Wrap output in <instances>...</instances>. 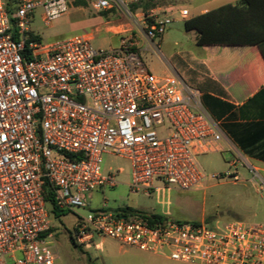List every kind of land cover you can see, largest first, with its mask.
<instances>
[{
  "label": "built area",
  "instance_id": "1",
  "mask_svg": "<svg viewBox=\"0 0 264 264\" xmlns=\"http://www.w3.org/2000/svg\"><path fill=\"white\" fill-rule=\"evenodd\" d=\"M75 1L0 0V264L58 259L45 186L59 209L74 214L73 238L84 248L104 236L181 263L264 264V223L213 228L204 220L87 207L94 191L120 183L103 173L104 154L130 161V193L196 190L209 178L198 157L221 150L222 133L201 91L172 72H151L139 54V40L159 50L155 40L173 14H134L125 0H89L96 11L136 20L110 50L94 49L82 34L49 45L28 34L36 8L49 24Z\"/></svg>",
  "mask_w": 264,
  "mask_h": 264
},
{
  "label": "rangeland",
  "instance_id": "2",
  "mask_svg": "<svg viewBox=\"0 0 264 264\" xmlns=\"http://www.w3.org/2000/svg\"><path fill=\"white\" fill-rule=\"evenodd\" d=\"M81 1L80 4L71 3L66 14L49 24L43 21V9L36 8L28 24V34L38 38L43 45L82 34L89 37L94 49L110 50L119 45L121 38L129 34L128 29L136 22L125 12L96 11L89 0ZM125 1L134 14H148L158 7L161 12L173 14L174 22L162 38L155 40L160 44L159 50L139 40V54L151 72L160 75L172 72L181 76L188 85L196 87L199 76L197 63L207 55L196 44L194 32H187L181 21L175 22L180 18L176 10L185 6L192 13L197 5L209 0ZM230 1L216 0L210 6ZM138 19L142 21L143 18L139 16ZM145 21L149 22L148 19ZM198 158L209 175L206 184L198 189L183 191L170 188L150 193H130L127 185L131 175L130 161L118 155L104 154L103 173L115 175L120 183L116 187L106 186L94 191L87 199V207L93 210L104 207L126 213L148 212L192 222H200L203 218L213 228L235 220L246 224L264 223V184L259 177L264 178V172H254L249 162L237 153L210 152ZM50 217L58 253L54 264H187L134 247H122L116 240L104 236H96L90 248L75 246L70 240L73 237L74 214L67 212L56 217L50 211Z\"/></svg>",
  "mask_w": 264,
  "mask_h": 264
},
{
  "label": "crops",
  "instance_id": "3",
  "mask_svg": "<svg viewBox=\"0 0 264 264\" xmlns=\"http://www.w3.org/2000/svg\"><path fill=\"white\" fill-rule=\"evenodd\" d=\"M213 1L216 0L197 5L192 13L187 7L180 6L176 10L179 15L182 9H187L189 14L187 17L180 15L175 22L181 21L184 26L187 19L241 0L216 7L210 6ZM256 28L264 30V11ZM191 32H194L197 44V33L195 30ZM199 47L207 56L197 63L199 76L197 86L193 88L201 91L203 108L220 123L222 141L219 151L237 153L258 173L264 172V42ZM260 179L264 180L263 177Z\"/></svg>",
  "mask_w": 264,
  "mask_h": 264
},
{
  "label": "trees",
  "instance_id": "4",
  "mask_svg": "<svg viewBox=\"0 0 264 264\" xmlns=\"http://www.w3.org/2000/svg\"><path fill=\"white\" fill-rule=\"evenodd\" d=\"M83 1L76 0V4ZM264 11V2L260 0H241L237 4H225L204 14L197 15L184 22L186 31L195 30L197 45H237L261 44L264 42V30L258 27ZM46 201L50 211L59 217L69 211L61 210L55 205L51 189L45 186ZM154 219L161 215L152 214ZM52 226L50 231L52 232ZM73 245L78 246L74 238Z\"/></svg>",
  "mask_w": 264,
  "mask_h": 264
},
{
  "label": "water",
  "instance_id": "5",
  "mask_svg": "<svg viewBox=\"0 0 264 264\" xmlns=\"http://www.w3.org/2000/svg\"><path fill=\"white\" fill-rule=\"evenodd\" d=\"M78 213L84 215V216H87L88 214L92 213L91 210H88V209H83V208H76L75 209Z\"/></svg>",
  "mask_w": 264,
  "mask_h": 264
}]
</instances>
